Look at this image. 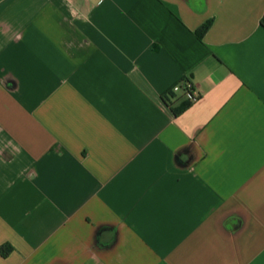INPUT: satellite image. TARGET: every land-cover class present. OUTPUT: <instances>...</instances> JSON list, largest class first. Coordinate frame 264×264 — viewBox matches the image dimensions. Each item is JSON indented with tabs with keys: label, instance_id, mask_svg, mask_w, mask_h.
<instances>
[{
	"label": "crops",
	"instance_id": "obj_1",
	"mask_svg": "<svg viewBox=\"0 0 264 264\" xmlns=\"http://www.w3.org/2000/svg\"><path fill=\"white\" fill-rule=\"evenodd\" d=\"M263 18L0 0V264H264Z\"/></svg>",
	"mask_w": 264,
	"mask_h": 264
},
{
	"label": "trees",
	"instance_id": "obj_2",
	"mask_svg": "<svg viewBox=\"0 0 264 264\" xmlns=\"http://www.w3.org/2000/svg\"><path fill=\"white\" fill-rule=\"evenodd\" d=\"M262 25L264 27V18L262 20ZM212 26V23L209 22L206 25H204L201 30L198 32V36L200 38H203L204 35L209 31L210 27ZM14 248L10 245H4L0 247V255L4 258L9 257V255H11V253H13Z\"/></svg>",
	"mask_w": 264,
	"mask_h": 264
},
{
	"label": "built area",
	"instance_id": "obj_3",
	"mask_svg": "<svg viewBox=\"0 0 264 264\" xmlns=\"http://www.w3.org/2000/svg\"><path fill=\"white\" fill-rule=\"evenodd\" d=\"M174 93L184 92L185 94L191 95L195 100L197 98V93L194 90V87L190 83H185L184 85H177L173 88Z\"/></svg>",
	"mask_w": 264,
	"mask_h": 264
}]
</instances>
